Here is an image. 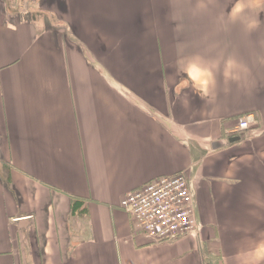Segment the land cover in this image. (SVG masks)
Here are the masks:
<instances>
[{"label":"crops","instance_id":"obj_1","mask_svg":"<svg viewBox=\"0 0 264 264\" xmlns=\"http://www.w3.org/2000/svg\"><path fill=\"white\" fill-rule=\"evenodd\" d=\"M181 171L151 242L120 200ZM0 264H264V0H0Z\"/></svg>","mask_w":264,"mask_h":264},{"label":"built area","instance_id":"obj_2","mask_svg":"<svg viewBox=\"0 0 264 264\" xmlns=\"http://www.w3.org/2000/svg\"><path fill=\"white\" fill-rule=\"evenodd\" d=\"M253 121L251 114L238 117L235 132L246 130ZM120 206L131 217L135 229L151 242L197 231L194 188L184 171L159 176L127 192Z\"/></svg>","mask_w":264,"mask_h":264},{"label":"trees","instance_id":"obj_3","mask_svg":"<svg viewBox=\"0 0 264 264\" xmlns=\"http://www.w3.org/2000/svg\"><path fill=\"white\" fill-rule=\"evenodd\" d=\"M76 207V202L73 203V209Z\"/></svg>","mask_w":264,"mask_h":264}]
</instances>
